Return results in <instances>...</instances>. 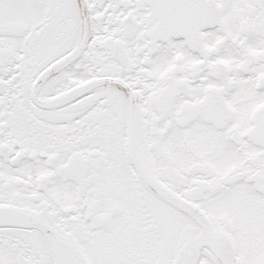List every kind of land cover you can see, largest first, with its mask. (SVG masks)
<instances>
[{
  "label": "snow or ice",
  "instance_id": "obj_1",
  "mask_svg": "<svg viewBox=\"0 0 264 264\" xmlns=\"http://www.w3.org/2000/svg\"><path fill=\"white\" fill-rule=\"evenodd\" d=\"M0 264H264V0H0Z\"/></svg>",
  "mask_w": 264,
  "mask_h": 264
}]
</instances>
